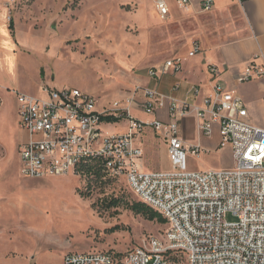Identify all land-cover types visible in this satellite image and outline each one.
<instances>
[{"label": "rangeland", "instance_id": "374dc122", "mask_svg": "<svg viewBox=\"0 0 264 264\" xmlns=\"http://www.w3.org/2000/svg\"><path fill=\"white\" fill-rule=\"evenodd\" d=\"M196 32L183 14L161 21L152 0H0V264H63L68 253H123L164 241V224L127 209L138 201L122 179L99 183L73 172L22 178L18 147L25 136L16 95L44 98L43 87L76 89L94 98L98 110L110 108L144 87L149 69L172 58L182 60L180 78L198 80L197 60L186 59L192 41H205ZM131 114L152 120L140 110ZM102 128L110 134L126 127ZM179 130L183 140L201 144L198 157L186 156L187 171L233 167L230 149L218 148L213 134L201 136L193 117ZM137 143L145 151L142 171H170L163 141L146 132ZM111 200L120 203L109 207Z\"/></svg>", "mask_w": 264, "mask_h": 264}, {"label": "built area", "instance_id": "2783aa9c", "mask_svg": "<svg viewBox=\"0 0 264 264\" xmlns=\"http://www.w3.org/2000/svg\"><path fill=\"white\" fill-rule=\"evenodd\" d=\"M244 2L248 0H237ZM161 21L170 15V4L187 12L192 0H152ZM199 13L210 12L214 0H199ZM200 52L190 44L186 59ZM181 58L166 60L147 76L179 75ZM211 92L200 104L178 100L155 87H137L110 108L97 109L96 100L76 89L43 87L44 98L17 94L19 128L27 139L18 147L22 178L61 177L94 167L101 181L123 180L137 201L165 220L164 241L152 240L146 248L123 253H68L63 264H264V129L252 125L248 108L235 92L217 81L220 72L208 65ZM264 79V59L254 57L239 73V84ZM175 85L172 90H177ZM193 86L188 96L196 99ZM264 107V99L261 101ZM153 117L150 122L134 118L132 110ZM166 111V119L156 115ZM197 121L201 136L210 138L217 127L218 148L228 147L233 167L225 170L187 171L186 156L198 157L201 148L186 146L179 123ZM124 124L123 133H105V118ZM152 131L166 146L169 172L140 169L144 153L137 143ZM95 175L91 172L88 178ZM230 216L232 220H227Z\"/></svg>", "mask_w": 264, "mask_h": 264}, {"label": "crops", "instance_id": "0c3cea01", "mask_svg": "<svg viewBox=\"0 0 264 264\" xmlns=\"http://www.w3.org/2000/svg\"><path fill=\"white\" fill-rule=\"evenodd\" d=\"M198 3L199 0H192L188 11L180 12L171 2L170 15L167 19L178 13L186 15L194 23L196 30L198 29L195 36H205L203 44H200L198 38L194 40L200 49L194 58L197 60V72L201 78L194 81L186 79L187 76L180 78L183 71L179 75H162L159 81H154L147 76L145 87H155L163 93L172 94L178 100L197 103L200 102L201 97L211 92L212 85L206 67L208 65L215 66L220 72L217 82L223 88L239 95L248 108L249 122L264 129V107L261 104L264 99V79H257L244 84L237 82L239 73L254 57L262 56L264 59V0L244 2L214 0L213 8L207 13H199ZM175 85H178L177 90H172ZM182 86L188 87L185 93H180ZM193 86L200 89V94L196 99L188 96V91ZM161 115L166 119V111H161L156 116L160 117ZM146 132L151 135L154 134L152 131ZM23 134L25 139L22 142L27 139V134L24 131ZM213 135L218 147L217 127L213 130ZM184 142L186 146L201 148L199 141L195 145L192 144V141L184 140ZM143 153L145 155L144 150Z\"/></svg>", "mask_w": 264, "mask_h": 264}, {"label": "trees", "instance_id": "16d2710c", "mask_svg": "<svg viewBox=\"0 0 264 264\" xmlns=\"http://www.w3.org/2000/svg\"><path fill=\"white\" fill-rule=\"evenodd\" d=\"M8 29H9V32L11 33L12 32V22L10 20L9 22V25H8ZM12 34V33H11ZM107 123H114V122H117L116 119L114 118H105L104 119ZM90 172L95 175L94 178H92L91 181H96V182H99L101 181V176L99 174V172H97L96 170H94V167H88V168H84L81 170V175L83 177H86L90 174ZM90 179V178H89ZM119 201L118 200H111V202L109 203V207H117L119 205ZM128 210H130L133 214L135 215H139L141 216L142 218L148 220V221H151V222H156V223H159V224H164L165 225V220L158 214L156 213L155 211H153L152 209L146 207L145 205H143L142 203L140 202H136V203H133L131 204L130 206H127Z\"/></svg>", "mask_w": 264, "mask_h": 264}]
</instances>
